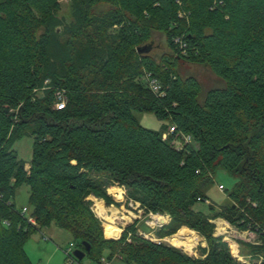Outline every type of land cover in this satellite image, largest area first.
I'll return each instance as SVG.
<instances>
[{
  "label": "trees",
  "instance_id": "1",
  "mask_svg": "<svg viewBox=\"0 0 264 264\" xmlns=\"http://www.w3.org/2000/svg\"><path fill=\"white\" fill-rule=\"evenodd\" d=\"M70 3L67 23L60 0H0V264H32L24 246L51 225L68 231L76 249L88 242L97 264L105 254L125 264H264V0ZM154 33L169 49L158 60ZM187 65L206 67L221 85L205 91L183 73ZM134 112L170 124L151 130ZM25 136L34 139L29 169L14 148ZM221 168L237 183L230 203L211 204L206 215L195 205L208 201L205 188ZM96 175L148 212L169 215L161 238L182 226L202 236L200 256L138 236L135 224L105 238L88 198L117 203ZM21 185L30 188L36 226L16 207ZM217 219L256 234L239 241L248 263L215 235Z\"/></svg>",
  "mask_w": 264,
  "mask_h": 264
},
{
  "label": "rangeland",
  "instance_id": "2",
  "mask_svg": "<svg viewBox=\"0 0 264 264\" xmlns=\"http://www.w3.org/2000/svg\"><path fill=\"white\" fill-rule=\"evenodd\" d=\"M60 4H61L60 17L64 18L65 22L67 23L71 22L72 9H71L70 0H60ZM151 45H152L151 55L155 57L157 60L160 58V56L163 53L169 52V49L165 44V37L162 34L154 33L152 37ZM182 71L183 73L186 74L195 75L202 82L205 91L211 89L212 87H216L219 84V80L217 79V77L214 74H212L206 67L187 65L183 67ZM220 85L221 84H219L218 86ZM134 116L143 127L155 131H159L163 124H170L168 120L158 119L156 115L152 112H134ZM33 140H34L33 137L25 136L20 140H18L14 146L15 150L18 153L19 158L27 162L26 169H29L30 167L29 162L32 159ZM95 177L103 180L105 183L108 184L107 193L114 199V201L117 204L112 206H107L105 202L104 204L109 209L110 214L111 211L113 210L119 213L118 219L116 220V224L121 228V230L124 231L128 226L135 224L137 227L138 236H141L140 234L143 233L146 236H148L150 239H152V241L164 242L171 246L174 245H172L170 242L166 240L167 237L170 236L176 237L179 234L193 233L190 232V230H188V227L182 226L178 228V230H176L175 233H172L171 235L161 238L160 232L165 228V226L167 227L168 224L171 222L170 216L166 217V215L153 214L152 212H148L145 208L140 206L139 203H136L134 201H129L127 199L126 189L124 187L119 186L117 184L111 186V183L109 182V180H107V177L105 175H96ZM236 183H237V179L233 175H231L228 171L222 168L218 169L214 174L212 182L209 185H207L205 188V194L208 197V201L196 204L195 209L207 215L209 214V206L211 204L215 206L228 205L230 203L228 195L234 189ZM219 186H223L224 191L220 190ZM116 188L123 189L122 199H118L117 195L119 194L118 192L115 191ZM29 195H30V188L28 185H21L17 189L16 197H15V204L17 209L28 207L30 210ZM88 199L92 201L91 208L95 213L94 199L92 198V196H90ZM131 214H135V217L132 216L131 218ZM95 215L101 221L103 227V234L105 238L114 239V238H119L122 235L123 231L121 232V234L118 233V235L114 234L113 232H110L109 229L104 225L105 221L99 216H97L96 213ZM124 216H129L130 219L122 220L121 217ZM155 216H162L164 217V219L166 218L164 224H162L161 226L160 225L152 226L150 224V221ZM212 223L215 225V235L223 236L224 240L229 243L232 252H233V247L236 244L239 246L238 250L241 259H239L238 261L243 263H248L249 250L242 249L239 244V241L253 243L257 241L256 234L252 232L239 231L229 223L227 225H224L225 229L224 231L222 230L223 231L222 232L220 231L218 219L212 220ZM196 235L199 236V239L194 252H188L185 251L183 248L176 246L174 247L184 250V252L190 256H193L195 258L199 257L200 256L199 248L206 247L207 244L202 236H200L198 233ZM74 241H75L74 238L68 231L60 229L55 225H51L33 234L32 237L26 242L24 247L31 259L32 264H67V257L64 254L63 249L69 247V244ZM103 257L107 258V255L105 254ZM80 263L97 264V262L92 261L88 255H86L85 258L80 261ZM113 264H125V263L122 262V260H120L118 257H116L113 260Z\"/></svg>",
  "mask_w": 264,
  "mask_h": 264
},
{
  "label": "bare ground",
  "instance_id": "3",
  "mask_svg": "<svg viewBox=\"0 0 264 264\" xmlns=\"http://www.w3.org/2000/svg\"><path fill=\"white\" fill-rule=\"evenodd\" d=\"M115 191L118 192V194H119V195H117L118 199H122L123 198V189L122 188H116ZM92 198L94 199V203H95L94 211L97 214V216H99L100 218H102L105 221V224H104L105 227H107L109 229V231L113 232L114 234H117V235H118V233L121 234V232L123 230H121V228L116 224V220L118 219L119 213L117 211H114V210L111 211L110 210L111 211V214H110L109 209L105 206L103 200L98 199L94 196H92ZM132 216L135 217V214H131V218H132ZM121 219L122 220H128L130 218H129V216H124V217H121ZM165 219L162 216H155L150 221V224L152 226L162 225V224H164ZM218 224L220 226V231H222V230L224 231V229H225L224 225H227L228 223L222 219H218ZM166 240L176 247L183 248L185 251L194 252L195 247L198 243V236L195 233H191L185 237L170 236V237H167ZM238 247L239 246L237 244L233 247V253L235 254V256L237 258L241 259L240 255H239Z\"/></svg>",
  "mask_w": 264,
  "mask_h": 264
},
{
  "label": "built area",
  "instance_id": "4",
  "mask_svg": "<svg viewBox=\"0 0 264 264\" xmlns=\"http://www.w3.org/2000/svg\"><path fill=\"white\" fill-rule=\"evenodd\" d=\"M148 83H149L150 88L155 93H160L161 87H160V85H159V83H158V81L156 79L149 78V76H148ZM65 106H66V98L62 94L59 93V99H58V102L55 104V108L57 110H62V109L65 108ZM174 130L175 129L173 127L169 128V131L164 134V139L167 138L169 134L173 133ZM182 140H183L184 143H188V142L191 141V138L188 135H182ZM183 142L179 141L176 144H177L178 147L181 148ZM219 189L224 191L223 186H219ZM0 199H2V195H0ZM21 214L28 217L27 220H28L29 223H31L34 226L37 225L36 219L33 216L29 215V208L28 207H23L21 209ZM166 217H169V215H166ZM140 235L144 236L146 239L152 240V239H150L148 236H146L143 233H141ZM75 249H76L75 242H71L69 244V247L63 249V252H64V254L67 257V263L68 264H74V263L81 264L80 262H78L77 258H75V256H74V250ZM100 264H113V260H110V259H108L106 257H102L101 260H100Z\"/></svg>",
  "mask_w": 264,
  "mask_h": 264
},
{
  "label": "water",
  "instance_id": "5",
  "mask_svg": "<svg viewBox=\"0 0 264 264\" xmlns=\"http://www.w3.org/2000/svg\"><path fill=\"white\" fill-rule=\"evenodd\" d=\"M82 245L85 248V250H81V249L74 250V256L75 258H77L78 261L83 260L87 252H90V249H91V246L88 242H82ZM236 259L239 260V258H236Z\"/></svg>",
  "mask_w": 264,
  "mask_h": 264
}]
</instances>
